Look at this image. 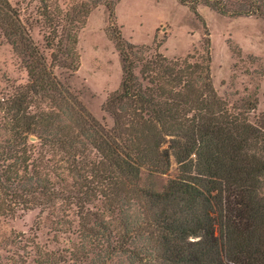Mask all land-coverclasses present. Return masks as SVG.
<instances>
[{"label":"rangeland","instance_id":"rangeland-1","mask_svg":"<svg viewBox=\"0 0 264 264\" xmlns=\"http://www.w3.org/2000/svg\"><path fill=\"white\" fill-rule=\"evenodd\" d=\"M0 3L8 11L7 16L0 11V167L4 170L0 176L9 177V181L0 180V264H153L139 263L118 250L120 232L114 226L119 206H107L99 186L93 196L85 194L100 160L90 145L93 126L112 130L113 113L122 116V122L128 119L121 104L107 105L123 81L122 56L114 37L119 35L124 46L136 48L133 72L142 87L149 86L148 80L158 73L149 61L158 59L161 63L163 58L169 64L177 63L180 70H194L190 90L205 95L209 104L214 103L213 110L220 107L229 117L259 127L264 134V19L224 15L208 6L215 4L231 14L248 8L243 0H195L192 5L179 0ZM47 16L61 20L66 32L58 28V38L62 45L75 48L73 57L51 58L54 51L45 42L51 33ZM32 47L45 56L68 98L67 104L56 110L59 123L74 130L81 142L75 146L82 150L74 162L70 159L74 166H67L66 148L51 151L39 143L36 134L29 136L28 143L35 146L30 162L37 158L31 168L38 171L40 187L47 189L44 196L31 193L39 187L28 180L31 169L27 175L20 159L4 157L11 154L9 147L14 148L15 142L1 103L28 84ZM205 67L209 81L204 80ZM48 105L47 100L35 103L32 110ZM175 174L176 165L171 160L166 175L141 171L139 186L153 184L160 190ZM53 190L59 193L55 197L50 195ZM130 200L131 195L123 205L133 207Z\"/></svg>","mask_w":264,"mask_h":264},{"label":"trees","instance_id":"trees-1","mask_svg":"<svg viewBox=\"0 0 264 264\" xmlns=\"http://www.w3.org/2000/svg\"><path fill=\"white\" fill-rule=\"evenodd\" d=\"M243 1L248 8L241 7L231 14L207 4L224 15L264 19V0ZM0 11L8 15L1 3ZM51 18L46 17L51 33L45 39L47 48L54 51L51 58L73 57L75 48L62 45L58 38V28L66 32L61 20ZM114 40L122 56L123 81L107 105L121 104V110L128 111V119L122 122V116L113 113L112 130L93 126L90 145L100 160L96 162L98 168L91 172L92 185L85 194L93 196L99 186L107 206H119L114 226L120 232L116 239L118 250L139 263L264 264L263 131L229 117L220 107L213 110L214 103L209 104L205 95L190 90L194 70H180L177 63L169 64L163 58L161 63L158 59L149 61L158 73L148 80L149 86L142 87L133 72L136 48L124 46L119 35ZM29 58L28 84L1 103L15 142L14 148L9 147L11 154L4 157L20 159L26 174L31 169L28 180L39 185L31 193L44 196L47 189L40 187L38 171L31 168L37 158L30 162L35 146L28 143L29 136L36 134L39 143L51 151L66 148L67 166L82 150L75 146L81 142L74 130L59 123L56 110L66 105L68 98L52 67L36 47L31 48ZM205 68L204 80L209 81V69ZM46 100L48 107L32 110V104ZM73 105L72 102V109ZM171 160L176 174L160 190L153 184L139 186L141 171L151 176L166 175ZM0 172H4L2 167ZM1 179L9 181L7 175H1ZM57 194L50 192L51 197ZM129 195L133 207L123 205Z\"/></svg>","mask_w":264,"mask_h":264}]
</instances>
